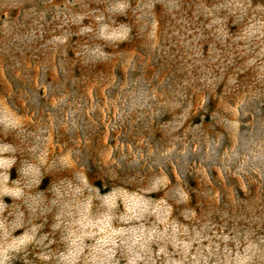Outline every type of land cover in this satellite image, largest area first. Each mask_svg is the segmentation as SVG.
Returning a JSON list of instances; mask_svg holds the SVG:
<instances>
[{
    "label": "rangeland",
    "instance_id": "rangeland-1",
    "mask_svg": "<svg viewBox=\"0 0 264 264\" xmlns=\"http://www.w3.org/2000/svg\"><path fill=\"white\" fill-rule=\"evenodd\" d=\"M25 1L0 264H264V0Z\"/></svg>",
    "mask_w": 264,
    "mask_h": 264
},
{
    "label": "trees",
    "instance_id": "trees-1",
    "mask_svg": "<svg viewBox=\"0 0 264 264\" xmlns=\"http://www.w3.org/2000/svg\"><path fill=\"white\" fill-rule=\"evenodd\" d=\"M2 4H4V3H1V1H0V18L1 19H10L9 22H13L14 26H15V24L18 23L19 18L23 17L25 15L24 14V12H25L24 10L29 8V5L26 4L25 0H16L15 2L8 3V4H14L15 7L12 8V9L5 8V6H3ZM11 31H13V29ZM0 34L1 35L3 34L5 36H7V37H11L12 36V34L9 33V32H0ZM4 46H8V45H4ZM0 48H1V45H0ZM12 48L15 49V53L20 54V52L18 50L19 46L17 44L9 46L10 50ZM0 51H1V49H0ZM4 52L5 51L3 50V53ZM8 54H9V52H8ZM205 117L207 119L210 118L209 115H207ZM86 176H87V179L89 180V182L91 183L92 186H94L100 192H105V189H103V186H104V182H105L106 179H104L103 177H101L99 175H96V174L95 175H91L89 173H86Z\"/></svg>",
    "mask_w": 264,
    "mask_h": 264
}]
</instances>
